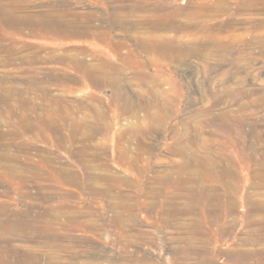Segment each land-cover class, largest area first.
<instances>
[{"label": "rangeland", "instance_id": "obj_1", "mask_svg": "<svg viewBox=\"0 0 264 264\" xmlns=\"http://www.w3.org/2000/svg\"><path fill=\"white\" fill-rule=\"evenodd\" d=\"M35 11L74 13L123 45L36 32L23 20ZM150 14L154 30L131 26ZM150 33L167 51L136 44ZM83 48L95 71L74 64ZM0 87V204L33 224L58 214L56 241L9 240L41 245L42 264H235V251L264 264V0H0ZM25 117L54 123L39 135ZM59 209L92 226L65 229Z\"/></svg>", "mask_w": 264, "mask_h": 264}, {"label": "bare ground", "instance_id": "obj_2", "mask_svg": "<svg viewBox=\"0 0 264 264\" xmlns=\"http://www.w3.org/2000/svg\"><path fill=\"white\" fill-rule=\"evenodd\" d=\"M119 7H121V8L119 9ZM122 8H123V5L122 6L119 5V6L115 7V10H114L115 13L113 12L114 15L112 13L111 14L113 15L112 17H113V20H114L115 24L118 25L119 27H121L124 30V29L128 28L129 22H131V20H129V18H126V16L124 14L121 15L120 11H122L121 10ZM113 9H114V7H113ZM144 9H146V8H144ZM166 13H168V12H166ZM67 14H68V12H67ZM73 14L69 13V18H66V17H63L60 14L58 15V13L50 14V13H40L38 11H35V12H31V13L27 14L24 17L25 19H23V20L25 22H27L28 24L34 25V27L32 29L34 31H36V32L48 33V34H51V35H56L57 37H58V35H62L61 36L62 38L69 37V36H72L74 34L82 36V35L90 33L93 36L102 37L104 39V41L110 47L115 49L116 51H118L122 47L123 43L121 41L112 40V38L109 35V31H106V32H104V34H102L99 31L98 32L95 31L94 29H89V28L83 29V28H81L82 26H81L80 22L77 21V18H76L77 15H73ZM11 19L13 21V24H16L20 20L19 17H17V16H13ZM167 20H165V21H167ZM170 20H171V18H170ZM157 21H158V19H156L155 15H152V14H150V15H142V16H139V18L136 19V21H135V23H133V25L131 23V26H133L134 28L135 27H139V26L143 27L144 24L147 23L150 26L149 27H144V28L146 30H149V29H153L154 30V28H157L158 27L157 25L160 24V22H157ZM85 27H86V25H85ZM81 29H83V30H81ZM166 29H167V27H166ZM155 31H157V30H155ZM135 36H136L135 37L136 44L138 46H140L144 50V52H148V53H152V52L156 53V52L161 51V50L164 52V50H166V45L168 43H170L169 41L163 39L162 36H159V35L154 34V33H150L147 36H141V35H135ZM196 49H197V47H196ZM86 50L87 49H85V48L80 49L77 52V54L76 55H72L71 58L73 59L74 64H76L77 66H80L83 70H86L87 72L95 71V68H93L91 70V68L88 67L85 64V61H84L83 57L80 56V55H84L86 53ZM95 52L96 51H93L94 54H96ZM68 55H70V54H68ZM131 57L132 56H131L130 50H127V53L122 56V58H125V60H129V59H131ZM102 74L108 76V78L110 80L113 77L112 75H110V74H108L107 72H104V71H102ZM68 77H70V76H68ZM144 77H145V75H142V78H144ZM152 78H156V77L153 76ZM159 83L160 82H158V84ZM12 104L10 102H7V105L9 107H11ZM31 104H33V103H31ZM34 104H36V103H34ZM37 105H39V103H37ZM28 119H29V117H25L23 119L24 121L21 123L22 126L25 127V128H27V127L31 128L32 125H36V123L39 124V125L40 124L43 125V127L40 128L39 135H41L40 133L43 130H45L46 127H48V126L50 127V126H52V123H54L53 119H51L50 117H47L46 119L44 118V120L35 119V123L34 124L31 122L30 119L28 121ZM0 125H1V123H0ZM5 134H6L5 132L0 131V135L3 136ZM77 137H78L79 141L82 140V138L80 136H77ZM5 156L10 157L8 155H5ZM7 171L13 172V171H15V169L10 167L9 169H7ZM70 173H71V175L68 176V180L70 182L75 183V184L77 182H79V179L81 177H79L75 172H70ZM100 192H105V189H103V188L100 189ZM3 204H0V252H4V253L8 252V254H9V252L16 253L17 251H19L21 249V250H24L23 256L22 257L19 256L20 258H22V260H21L22 264H42L40 262V259L42 257V256H40V254H42L41 250L43 249L41 247V245L39 247L38 246H31V245H23V246H21V245H16V244L10 242L9 240L12 239V238H20L23 241L27 242V241H31L33 239H38L40 241L44 240V242L47 243V240L49 238H53L54 239L53 241H56L55 239L58 238L57 237L58 234L54 231L55 227L53 226L54 225L53 223L58 221V214H52L53 211H50L47 208L48 210L45 213L38 214V215L34 216L33 220L35 221V223L33 224V223H29L30 220L29 221L26 220L29 217L28 211L25 212V214H24L25 216H24V215L21 214V212L15 210L14 208L10 209V207L8 208L7 206H5L6 204L5 205H3ZM9 210H11V211H9ZM59 211H61V210L59 209ZM61 213L67 217L66 222L69 223L67 225L62 226L65 229H70V230L75 229V228H84V229H86V228L92 226L90 224V222H88L87 219H80L79 215L76 212H72V213L71 212L70 213L67 212L66 213V212H62L61 211ZM48 214L51 215V217L49 219H47L48 217L46 216ZM127 217H129V216H127ZM122 218H123V216H122ZM124 219H126V217ZM59 222H57V223H59ZM60 224H62V223H60ZM52 246L57 247V245H55V244H53ZM45 249H49V248H45ZM51 255H46L44 257L45 260H46L45 264H70V263H66L63 260H61V256H59V255L58 256H56V255L55 256H51ZM228 255H230V254H228ZM250 256H251V252H236L235 251L233 254H231L230 257L232 258V261H234L235 264H251V263H249V259H248ZM0 261H1V263L4 264V262H6L7 260L1 259ZM205 261H207V260H205ZM72 264H79V263L73 262ZM92 264H98V263H92Z\"/></svg>", "mask_w": 264, "mask_h": 264}]
</instances>
